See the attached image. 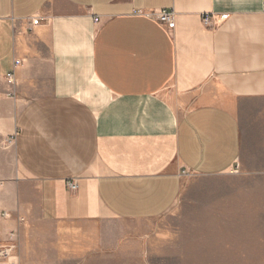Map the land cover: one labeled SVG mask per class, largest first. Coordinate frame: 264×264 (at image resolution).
Segmentation results:
<instances>
[{
  "label": "crops",
  "instance_id": "0c3cea01",
  "mask_svg": "<svg viewBox=\"0 0 264 264\" xmlns=\"http://www.w3.org/2000/svg\"><path fill=\"white\" fill-rule=\"evenodd\" d=\"M182 171L264 194V0H0V248L17 264H154L158 238L116 224L165 216Z\"/></svg>",
  "mask_w": 264,
  "mask_h": 264
},
{
  "label": "rangeland",
  "instance_id": "374dc122",
  "mask_svg": "<svg viewBox=\"0 0 264 264\" xmlns=\"http://www.w3.org/2000/svg\"><path fill=\"white\" fill-rule=\"evenodd\" d=\"M5 159L4 170L15 171L10 151ZM254 182L249 186L243 175L232 173L186 176L165 216L116 225L158 238L152 243L154 264H264V194Z\"/></svg>",
  "mask_w": 264,
  "mask_h": 264
},
{
  "label": "built area",
  "instance_id": "2783aa9c",
  "mask_svg": "<svg viewBox=\"0 0 264 264\" xmlns=\"http://www.w3.org/2000/svg\"><path fill=\"white\" fill-rule=\"evenodd\" d=\"M153 18L161 25L172 28L173 23V13L169 11H160L156 14H153ZM202 22L205 26H210V19L208 16H204L202 19ZM18 62H16V65ZM6 81L8 84H13V77L12 74H8L6 76ZM236 172V171H234ZM183 176H186V172L182 171L181 173ZM70 189H75V185L73 183H69ZM14 250V247H8V248H0V259L4 260L7 264H17L16 260L12 257V251Z\"/></svg>",
  "mask_w": 264,
  "mask_h": 264
}]
</instances>
